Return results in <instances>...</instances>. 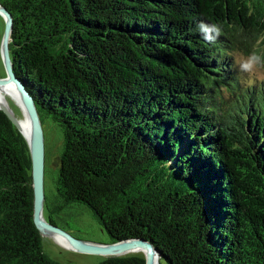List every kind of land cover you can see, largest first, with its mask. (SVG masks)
Masks as SVG:
<instances>
[{"label":"trees","instance_id":"trees-1","mask_svg":"<svg viewBox=\"0 0 264 264\" xmlns=\"http://www.w3.org/2000/svg\"><path fill=\"white\" fill-rule=\"evenodd\" d=\"M0 2L16 75L63 135L50 223L86 206L112 240L165 246V264H264V75L247 83L234 59L264 58V0ZM200 21L222 29L214 43ZM147 197L202 227L198 260L162 233ZM0 264H61L34 223L30 148L1 110Z\"/></svg>","mask_w":264,"mask_h":264},{"label":"water","instance_id":"water-1","mask_svg":"<svg viewBox=\"0 0 264 264\" xmlns=\"http://www.w3.org/2000/svg\"><path fill=\"white\" fill-rule=\"evenodd\" d=\"M0 13L3 16L6 24L1 48V55L5 67L6 76L4 78H0V86H4L8 83H11L13 84V87L15 88L16 92L20 95L22 104L26 110L31 125V142L23 134L21 130L20 120L16 112L11 108V106L0 107V110L7 115L13 125L21 132L30 148L32 158V178L34 190V223L39 232L41 233L42 237L48 236L54 239L53 235L60 236L67 241V248L83 254L103 256L106 258V260L135 256L142 258L144 264H165L164 253L162 252L165 246L163 247L161 245H157L153 239H147L137 236L124 239L122 238L114 241L109 236L110 243L108 244L94 243L90 241L81 240L70 234L67 230L50 223L46 219V143L44 133V119L46 118L41 113V109L39 106L40 104L35 100L34 96L26 88L22 80L19 79L16 75L15 67L12 62L11 56L13 18L1 2ZM253 165L255 168H258L257 161L254 162ZM257 173L260 177H263L262 180L264 182V174H262L258 170ZM136 177L141 180L140 175L136 174ZM143 178L148 181V183L155 182L158 184L159 181L158 178H150L149 175H145ZM147 185L148 184H146L144 188L147 187ZM147 192L148 191H145L144 193ZM154 199H156V201L158 202H163L162 197L157 193L154 194ZM147 203L152 210H150L148 207L147 208L152 213L157 212V216H160V218L157 217V220L166 225V229L163 228L162 233L169 239H172L177 243L182 244L186 249L190 251L194 258L198 260L200 256L199 252L201 251V249H206L205 242L201 239L202 227L196 224L192 227H186L185 224L182 222L183 220L177 218L176 209L171 208L170 202L157 204L148 198ZM154 203L157 207L154 206ZM186 208L187 213L185 216L187 217L186 220H188L189 213H191L193 208L189 205H186L185 209ZM175 218L178 220H176ZM180 222L183 224V226H181L182 231H177L176 228L173 226V223ZM164 240L167 244H172L166 239Z\"/></svg>","mask_w":264,"mask_h":264},{"label":"rangeland","instance_id":"rangeland-1","mask_svg":"<svg viewBox=\"0 0 264 264\" xmlns=\"http://www.w3.org/2000/svg\"><path fill=\"white\" fill-rule=\"evenodd\" d=\"M5 20L0 13V78L6 76L5 67L1 55V48L3 42V36L5 33ZM264 72V70H262ZM262 74L259 78L263 77ZM247 75L244 73V79ZM257 79V78H256ZM11 108L16 112L18 118H23L19 107L15 102L9 100ZM44 133L46 143V196H54L55 194V175L59 167V159L61 156L63 135L57 124L50 118L44 119ZM65 223H60L61 228L67 230L73 236L94 243L108 244L110 243L109 235L102 229L98 222L93 218L91 212L86 206H75L72 209L70 215L66 217ZM68 223V224H66ZM44 238V247L49 256L56 262L61 264L74 263V264H100L106 260L103 256L90 255L76 252L67 248L64 245H60L58 237ZM58 242H56V241Z\"/></svg>","mask_w":264,"mask_h":264},{"label":"clouds","instance_id":"clouds-1","mask_svg":"<svg viewBox=\"0 0 264 264\" xmlns=\"http://www.w3.org/2000/svg\"><path fill=\"white\" fill-rule=\"evenodd\" d=\"M196 27L204 40L209 43H214L219 38L222 31L217 24L206 23L204 21H200ZM234 59L238 70L247 75V83H251L253 78H259L264 74V72H262V70H264V58L255 51L247 56L234 54Z\"/></svg>","mask_w":264,"mask_h":264},{"label":"bare ground","instance_id":"bare-ground-1","mask_svg":"<svg viewBox=\"0 0 264 264\" xmlns=\"http://www.w3.org/2000/svg\"><path fill=\"white\" fill-rule=\"evenodd\" d=\"M12 99L15 104L21 109L23 118H19L21 124V130L25 137L31 142L32 140V130L28 115L26 110L22 104L20 95L16 92L13 84L8 83L4 86H0V107L10 106L9 100ZM24 114V115H23ZM53 237H58V242L64 246H68L67 241L57 235H53Z\"/></svg>","mask_w":264,"mask_h":264}]
</instances>
